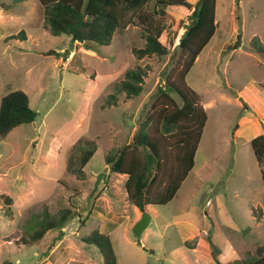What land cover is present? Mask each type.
<instances>
[{
    "label": "rangeland",
    "instance_id": "1",
    "mask_svg": "<svg viewBox=\"0 0 264 264\" xmlns=\"http://www.w3.org/2000/svg\"><path fill=\"white\" fill-rule=\"evenodd\" d=\"M138 12L125 13L109 46L84 45L50 35L36 0H0V99L21 90L37 113L0 140V264H99L98 250L82 241L92 232L108 235L117 264H236L264 248V185L250 144L264 136L256 113L264 117V0H216V33L186 76L207 115L194 168L172 201L149 207L135 237L127 177L109 172L104 157L152 113L151 96L191 22L190 10L166 8L159 41L167 55L137 59L133 49L145 44ZM139 68L140 95L115 93ZM89 145L96 151L80 177L76 161ZM65 210L71 216L58 230Z\"/></svg>",
    "mask_w": 264,
    "mask_h": 264
},
{
    "label": "trees",
    "instance_id": "2",
    "mask_svg": "<svg viewBox=\"0 0 264 264\" xmlns=\"http://www.w3.org/2000/svg\"><path fill=\"white\" fill-rule=\"evenodd\" d=\"M36 1L43 9L44 24L50 35L67 36L73 43L84 45L109 46L121 25L124 27L121 21L125 13L138 10L136 17L142 24L145 44L141 49H133L137 59L151 56L163 59L167 55V48L159 41L164 30L160 19L166 15V8L184 7L191 11V22L185 27L177 45L179 58L172 60L173 67L163 74L164 86L157 88L151 96L148 110L152 113L140 123L138 132L127 145L104 157L109 172L127 177L125 189L128 202L140 213L145 212L148 205L168 204L194 168L195 154L207 121L198 94L187 85L186 76L216 33V0H198L193 6L186 0ZM149 4L151 11L146 9ZM19 37L24 39V32H20ZM45 55L57 56L58 53L48 51ZM144 76L140 68L126 71L124 80L114 87V92L122 93L128 99L136 98L143 91ZM261 87L264 89V83ZM109 98L115 99L114 96ZM36 116L25 92H9L0 99V140L21 125L33 123ZM151 124L156 125V134H149ZM250 144L264 185V136L255 137ZM95 151V146L89 145L80 152L75 174L83 177V168ZM95 197L96 194L92 198ZM70 216L69 210L61 214L57 222L58 230ZM53 228L50 223L33 236L40 239ZM82 241L98 250L101 257L99 264H117L108 235L92 232ZM208 242L214 249L209 238ZM236 264H264V248H257L256 257Z\"/></svg>",
    "mask_w": 264,
    "mask_h": 264
},
{
    "label": "water",
    "instance_id": "3",
    "mask_svg": "<svg viewBox=\"0 0 264 264\" xmlns=\"http://www.w3.org/2000/svg\"><path fill=\"white\" fill-rule=\"evenodd\" d=\"M239 44V41L233 46V48H236ZM102 176H98L96 179V183L94 185V191L97 188L98 183L100 182ZM150 221L149 214L145 211L141 213L140 219L133 225L132 233L135 237H139L142 232L146 229L148 226V223Z\"/></svg>",
    "mask_w": 264,
    "mask_h": 264
},
{
    "label": "crops",
    "instance_id": "4",
    "mask_svg": "<svg viewBox=\"0 0 264 264\" xmlns=\"http://www.w3.org/2000/svg\"><path fill=\"white\" fill-rule=\"evenodd\" d=\"M261 89H263L262 87H261ZM256 113H257V115H258V117H259V119L261 120V119H264V117H260L259 116V114H262V113H260V112H258V110H256ZM259 113V114H258ZM264 115V114H263ZM195 158H196V154H195ZM195 158H194V161H195ZM124 177H125V175H124ZM125 179V178H124ZM151 205H148L147 207H146V212L148 213V209H149V207H150ZM135 208V207H134ZM134 213H136L137 214V216L139 217L138 218V220L140 219V216H141V213L135 208V210H134ZM137 220V221H138Z\"/></svg>",
    "mask_w": 264,
    "mask_h": 264
}]
</instances>
